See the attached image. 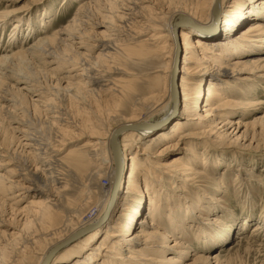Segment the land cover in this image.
<instances>
[{"label": "bare ground", "instance_id": "1", "mask_svg": "<svg viewBox=\"0 0 264 264\" xmlns=\"http://www.w3.org/2000/svg\"><path fill=\"white\" fill-rule=\"evenodd\" d=\"M103 1L0 56V108L25 126L17 146L0 141L2 165H14L0 173V264H157L165 252L174 255L163 264H221L177 235L193 226L206 250L223 246L239 220L248 226L250 216L238 219L206 188L228 193L219 170L239 167L225 154L250 135L229 118L259 102L232 100L230 82L264 78V0ZM12 11L0 13V36L16 18L13 40L30 39L28 13ZM66 92L89 99L96 116L62 111L55 99ZM255 120L251 141L264 134V115Z\"/></svg>", "mask_w": 264, "mask_h": 264}, {"label": "rangeland", "instance_id": "2", "mask_svg": "<svg viewBox=\"0 0 264 264\" xmlns=\"http://www.w3.org/2000/svg\"><path fill=\"white\" fill-rule=\"evenodd\" d=\"M86 1L88 2L90 0H0V13L5 10H13L12 12H15L17 18L20 15L25 16V13H28L27 17H23L22 20H25V23L29 20L31 26L33 28L35 27V32L31 33L30 39L25 40L26 38H24L13 40L11 29L16 18H13L10 21L6 22L5 28L4 30H2V34L0 36V56L18 51L21 49V47L26 49L29 45L32 44V42H34L39 37L45 35L50 36L53 32L65 26L69 20L75 17L78 10L83 6L84 2ZM151 1L163 8L166 7L165 5H168L170 1L173 2L174 5H180L186 2L185 0ZM103 2L107 4L108 0ZM244 26L245 25L240 26L238 28L239 31L237 32L241 33L243 31ZM24 29L25 27H23L22 32L26 34L27 31L26 29ZM8 45H10L9 49H7ZM32 62L37 63L33 59ZM55 65L56 64H53L52 66ZM52 71L58 73V75H64V72L60 71L59 69H52ZM255 80L256 79H254V81L241 82L232 80V82H230L232 86H234V88L231 90L233 91V96H231L232 100L237 101L240 104H243L246 101H258L259 104L261 102L260 105L258 104L248 107L250 109H243L246 110V115H242L241 112V116L235 115L234 117L229 118L232 123L239 122L243 124L244 127H247V133L250 134L245 139L246 146L243 149L239 150L240 153L233 154L230 152L225 154L226 158H229L230 162H233L232 156H237L236 164L238 165L239 170L236 171L241 170L243 175L240 176V174H236V171L229 172L225 171L224 169H221L222 171L219 170L220 174L225 172L228 175L225 181V186L228 187V193L224 196H222V192H217L218 194H221V196L216 195V189L214 188L215 186L213 184L210 185L212 188H206L211 195H215V197H220V200L217 199V201L215 202H217L219 205H223L225 208L230 207L231 209H233L234 212L237 213L238 219H243L245 218V216H250L248 226H246L244 230L241 229L239 222L240 220H237L239 225H237L235 231L232 233L228 241L223 244V246L216 248L209 247V249L206 250L204 248L201 249V245L199 244H202V237L196 236V229L193 226H189L188 224V227L190 229H187L185 232L181 231L177 235L180 238H182V236L185 237V239L182 238L183 242L187 245L190 244L189 247L191 246V249L193 250L192 253H200V255L204 257L207 256L209 258L214 256V254H218L221 264H264V223H262L261 220L258 218L259 213L262 212L261 210L264 211V134L263 136L260 135V137H256L255 141H251V131L256 130L257 132H260V128L262 127V124L260 123L261 121L255 120V118L262 117L264 115V78L257 79L260 81L258 83H255L257 82ZM6 83L13 82L8 78L2 79V89H6ZM16 87L17 86H12L11 91L6 93L8 98H12L14 92L16 91ZM254 87L256 90L253 89ZM66 93H60L59 96L57 95L58 98L55 99L56 105L62 106V111H66V113L68 114H75L76 112L78 117H81L85 120L94 118L96 116L95 107L94 105H91V102L88 101L89 99H85L84 97L79 98L78 95L77 97H74L71 92ZM60 95L62 96L60 97ZM76 98H78L79 101ZM240 108L237 111H242ZM10 110L11 112H6V110L3 111L0 108V141H3L7 144L10 139H13V143L17 146L19 143L18 138L21 137L20 130H23L25 126L16 121L18 120V118L16 117H19L20 119L24 118L21 116L20 112L13 110L12 107L10 108ZM234 127L235 126L233 125L232 127H230L229 130L233 129ZM242 130L243 128L239 130V133ZM86 139L89 138L82 137L78 140L73 141L71 144H75L76 142ZM5 162H7V160L3 162L0 161V173L5 174V176L7 177L9 176V174L6 173V170L12 169L14 165L10 164L4 167L2 164H5ZM246 168L250 169L251 172L247 171L246 174V172H244L246 171ZM237 178H243V180H241V182H243L242 185L240 184L241 182L237 183V180H235ZM258 183H263V186L259 185ZM0 197H2V195H0ZM190 203L191 201H189L187 204ZM23 204L24 202L21 205ZM250 211L254 215L253 217L250 214ZM217 214L219 215L220 212H218ZM202 215L204 217L207 216V218L213 216L211 212L208 214L203 213ZM256 223L257 225H260L263 228L260 229V231H263L260 232L261 234H259L257 238L253 237L250 232L254 224ZM220 225L222 227L223 223L221 222ZM240 235H243L245 237V240L241 241ZM169 244H172V242L170 241ZM172 255L174 254H168L167 252L159 256L155 255L157 260H159V263L157 264H163L168 262L166 260V257ZM191 258L192 256H190L188 261H191ZM211 262H214V260L211 259Z\"/></svg>", "mask_w": 264, "mask_h": 264}]
</instances>
